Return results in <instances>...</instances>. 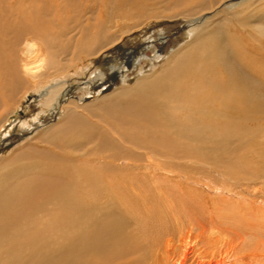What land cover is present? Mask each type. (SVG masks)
<instances>
[{
    "label": "bare ground",
    "instance_id": "bare-ground-1",
    "mask_svg": "<svg viewBox=\"0 0 264 264\" xmlns=\"http://www.w3.org/2000/svg\"><path fill=\"white\" fill-rule=\"evenodd\" d=\"M68 1L0 0V131L41 82L43 111L61 109L0 159L25 172L0 179V264H264L262 157L232 156L264 132L247 127L264 122L250 92L264 54L245 32L260 0H97L60 18ZM166 18L188 19L180 48L163 36L110 67L112 91L103 72L93 101L63 100L86 60Z\"/></svg>",
    "mask_w": 264,
    "mask_h": 264
},
{
    "label": "rangeland",
    "instance_id": "rangeland-1",
    "mask_svg": "<svg viewBox=\"0 0 264 264\" xmlns=\"http://www.w3.org/2000/svg\"><path fill=\"white\" fill-rule=\"evenodd\" d=\"M96 1L97 0L95 1L94 0H70L68 2H64L66 6L65 7L62 6V7L66 8V11L64 14L62 11H59L60 18L61 16H64L67 19L65 14L68 16L69 15L72 16L73 14H75L73 10L75 11L81 10V8L83 7L82 4L97 5L98 1L97 2ZM119 1L121 2L122 0H119ZM240 1L241 0H229L228 2H226V5H224L223 7L232 5ZM255 2L256 1L248 4L250 7V9L248 10V14L252 13L254 16L253 17L247 16L250 18V20H249V23H248V26L245 32L247 33L246 34L247 38L250 41L249 42V50H250L249 52H251L252 54L254 51L259 50V51H262L264 54V0H260L257 5ZM254 5H256V7H253ZM111 13L113 12H110V14ZM80 14H81V11H80ZM223 14L225 15V12L221 13V15ZM217 19L218 18H215V21ZM187 22H188V19H185V18H180V19L179 18L177 19H167L166 18V19L151 20L145 23L144 25H141L140 27L135 28L132 31L125 33L122 36L119 43H117L113 47L108 48L107 50H104L103 52L99 53L97 56H94L92 59L86 60L84 64H82L81 67L84 66L86 68L85 71H82V73H80L79 75H74L70 79L71 80L70 86L68 87V90L64 93L62 97L63 100L65 99L68 100L71 97L78 96L81 90H83L87 94V97H88V99H86L84 103L88 104L91 101H93L95 97L93 94L92 95L89 94V92L91 91L98 92L99 90H101L102 88L101 86H98V83H103V82H105L104 93L108 91L109 92L112 91V89H114L115 87V84L119 83L120 79L117 78L115 75L111 74L110 72V69L112 68L111 66H119L123 62H125L127 59L137 56V54H139L140 52L142 53L144 51L145 54L149 53L150 52L148 50L149 47L153 48L155 46L154 48H156L158 45H161V37L163 36H165L166 40L168 41V44L165 46L166 51L168 50L172 51L174 49L180 48L189 39V35L186 34L187 29L185 28ZM227 30L229 32L230 31L234 32L235 30H237V28L235 26L234 27L232 26L230 29H227ZM249 33L251 35H249ZM226 35L227 34H225L224 36ZM252 37H256L259 39V42L261 43V44H258L259 46L261 45L260 49L256 48V45H252ZM220 42H223V41H219L217 37L218 45L220 46V48L221 46L223 48V44L222 43L220 44ZM233 43H235L233 45L235 47L234 51H236L235 45L237 42H233ZM229 58L232 62H234L233 64L236 65L235 63L236 61L234 60L236 59L235 56L229 57ZM156 68H157V65L155 63H152L146 69L153 71ZM260 69L264 71V64L262 65ZM137 71H140V68ZM137 71L132 72L134 76L131 77V82H133L137 76H140L142 74L141 71L139 73ZM103 72H105L106 77H105V80L102 82L101 80H97V77L99 76V74ZM137 73L138 75H136ZM262 78L263 79L259 80V83L257 86H254V88L253 87L250 88L252 90L250 92H253V93L256 92L258 93L259 96H261L262 93L264 95V76ZM54 79H57V77ZM49 81L51 82V79ZM39 82L37 81V83ZM45 84H47V82H41L40 87L44 86ZM40 87L37 86L35 88H32L28 92V95H26L27 97L21 99L20 101L21 103L18 104L19 106L16 107L15 111H13L11 114L8 115L7 120L4 122L3 127L0 131V159L9 158L13 150H15L16 146L19 144V141L21 142L22 139L29 136L30 131H25V129L31 127L32 131L35 132L42 128L41 123L36 122L38 118L43 120L44 124H48L50 121H53L59 117V113L61 112L60 108L57 109V112L49 110V109H47L48 110L47 112L43 111L44 106L41 104V100L44 95L40 96V94L37 91ZM84 87H88L89 89L86 90L84 89ZM101 95H103L102 92L100 93V96ZM36 97L38 98L35 99ZM93 109H96V108H93ZM96 112L97 111H94V114ZM256 124L257 123L250 122L249 124H247L248 125L247 127L254 129V128H258L259 126H262V129L264 130V122H261L260 124H257V125ZM259 137L252 136V137H249L247 139L248 142L245 141L243 145L237 144L236 147L239 146L241 148V151L238 152L236 155L233 154L232 156H253V155L258 156L259 155L262 157L261 161L259 157L255 159L258 160L257 165H259V168L262 167L264 165V132ZM65 146H68V144H66ZM66 148L67 147H63L60 149V154L64 155L63 157H68L67 155H69L70 150ZM251 151L253 152L251 153ZM158 157H161V156H158ZM162 157H165V156H162ZM122 159H125L124 156H122ZM18 171L19 170H13V171L5 172L3 174L0 172V179L1 178L5 179L9 175L16 174ZM19 172H22L23 174L25 173L22 170ZM197 176L198 174L195 175V177ZM215 177L216 179L226 180L225 178L217 174L215 175ZM215 182L216 183L214 184H217V181ZM225 182L229 183V181H225ZM117 208L120 212H124L119 207ZM121 208L123 207L121 206Z\"/></svg>",
    "mask_w": 264,
    "mask_h": 264
}]
</instances>
